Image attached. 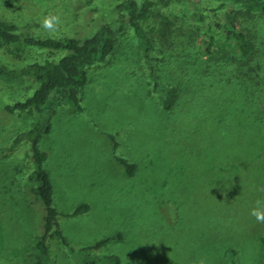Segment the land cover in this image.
Returning a JSON list of instances; mask_svg holds the SVG:
<instances>
[{
  "label": "rangeland",
  "instance_id": "374dc122",
  "mask_svg": "<svg viewBox=\"0 0 264 264\" xmlns=\"http://www.w3.org/2000/svg\"><path fill=\"white\" fill-rule=\"evenodd\" d=\"M121 0H0V20L35 36L88 35L114 16ZM140 3L142 0H136ZM219 1L200 0L205 8ZM264 1V0H263ZM185 0H154L141 33L156 57V87L135 36L125 31L102 64L88 68L81 109H56L38 147L52 185L62 241L46 239L49 264H81L71 252L120 234L95 254L119 264H264V95L236 85L237 55L214 31L203 52L204 25ZM224 17V15H220ZM56 17L52 29L45 18ZM264 70V14L240 19ZM54 56L25 50L22 59ZM0 59L17 63L0 47ZM174 87L169 110L159 103ZM35 88L0 76V264H27L42 233L43 206L31 192L26 143L8 150L33 113L4 110ZM118 158L135 164L130 176ZM81 203L88 210L68 216Z\"/></svg>",
  "mask_w": 264,
  "mask_h": 264
},
{
  "label": "trees",
  "instance_id": "16d2710c",
  "mask_svg": "<svg viewBox=\"0 0 264 264\" xmlns=\"http://www.w3.org/2000/svg\"><path fill=\"white\" fill-rule=\"evenodd\" d=\"M190 7L189 19L204 25L203 52L209 55L215 45L214 31L221 35L223 42L230 46L237 55V66L230 78L256 96L264 95V70L260 64L252 62L253 43L248 29L240 19L264 14L263 0H226L219 1L212 8H205L200 0H185ZM154 4V0H121L117 2L114 16L102 21L91 34L82 36L63 35L58 37L35 36L18 29L14 24L0 20V47L16 56L17 63L7 64L0 59V76L11 79H31L35 83L33 92L23 100L4 105L8 113L15 111L33 113L30 127L18 133L7 146L12 150L21 143H26L29 153V171L27 181L31 192L43 206L42 233L35 237L31 250L27 254V264H49V251L46 239L52 235L63 244L66 241L58 228V212L53 206L52 185L46 170L43 168L46 155L39 150L38 143L43 134L50 130L51 118L56 109L69 105L74 111L81 109V93L87 82L88 68L104 63L112 54L120 36L130 31L142 49L143 64L148 71L154 87L157 83L153 74L156 57L152 46L142 35L140 22L143 21ZM220 15H224L221 17ZM25 50L49 51L54 56L42 59L27 60L20 57ZM175 88L165 87L159 95V103L164 110L171 108L175 98ZM123 167L124 173L130 176L135 164L126 159H116ZM88 210V205L81 203L68 216H77ZM115 233L101 238L90 246L81 247L71 252L81 264H119L117 256H99L95 252L105 244L120 240ZM264 255V240L260 239ZM230 264H237L235 250L229 249Z\"/></svg>",
  "mask_w": 264,
  "mask_h": 264
},
{
  "label": "clouds",
  "instance_id": "9594fccd",
  "mask_svg": "<svg viewBox=\"0 0 264 264\" xmlns=\"http://www.w3.org/2000/svg\"><path fill=\"white\" fill-rule=\"evenodd\" d=\"M56 20V17H51V18H45L43 21V27L45 29H52L53 28V21ZM253 215L256 216L257 220H262L264 219V214H262L261 212L254 210L253 211Z\"/></svg>",
  "mask_w": 264,
  "mask_h": 264
}]
</instances>
